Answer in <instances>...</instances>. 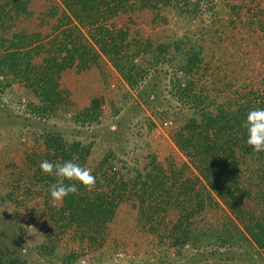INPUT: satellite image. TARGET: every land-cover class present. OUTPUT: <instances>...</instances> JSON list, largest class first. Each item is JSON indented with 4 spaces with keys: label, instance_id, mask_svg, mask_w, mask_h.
<instances>
[{
    "label": "rangeland",
    "instance_id": "obj_1",
    "mask_svg": "<svg viewBox=\"0 0 264 264\" xmlns=\"http://www.w3.org/2000/svg\"><path fill=\"white\" fill-rule=\"evenodd\" d=\"M51 1L56 0H32L31 4L36 12L43 9L42 3ZM198 12L190 20L169 9L129 12L112 19V28L129 30L128 38L140 40L139 44L150 41L165 61L158 63L137 89H130L103 55L86 73H65L60 89L67 90L68 102L55 118H38L28 105L35 99L30 90L12 77L0 78V233L5 236L4 245L17 257L30 264H62L57 256L72 254L79 256L73 264H264V251L212 239L213 230L224 231L231 223L241 229L216 197L214 203L206 201L189 218L184 216L186 212L172 209L164 222L146 227L137 220V198L124 199L113 220L99 227L97 247L85 240L80 244L74 230L64 232L68 218L62 202L50 201V186L43 179L34 181L31 174L37 167H28L31 160L43 159L41 137L56 133L67 141L92 146L90 170L95 166L92 159L99 161L110 152L120 169L118 176L121 172L127 180L132 176L126 171L132 166L152 170L151 163L167 175L186 171L183 166L189 165L188 160L172 141L173 133L192 113L189 105L177 102L174 96L175 79L171 76L176 64L170 59L175 40L188 30L192 37L208 36L206 66L194 79V93L206 89L210 97L220 99L222 94L232 95L252 77L258 82L264 73V0L259 4L205 0ZM58 18L59 14L44 22L37 16L18 18L11 22L10 35L32 37L40 32L44 36L57 25ZM42 58H36L35 64ZM93 111L97 121L82 124L78 120ZM191 173L195 174L194 170ZM241 185L252 195L247 207L255 215L264 213V183L244 175ZM185 232L192 242H184ZM51 242H56L53 254L39 250Z\"/></svg>",
    "mask_w": 264,
    "mask_h": 264
},
{
    "label": "trees",
    "instance_id": "obj_2",
    "mask_svg": "<svg viewBox=\"0 0 264 264\" xmlns=\"http://www.w3.org/2000/svg\"><path fill=\"white\" fill-rule=\"evenodd\" d=\"M31 1L0 0V78L5 81L12 77V81L21 82L30 90L35 99L28 105L38 118H55L68 102L67 90L60 89L65 73H86L102 55L130 89H137L149 72L165 61L163 55L153 50L150 41L139 44L140 40L128 38L129 30L127 33L122 26L112 28V19L129 12L159 13L169 9L190 20L197 16L205 2L56 0L42 3L45 5L43 9L35 12ZM250 2L259 4L260 0ZM57 14V25L44 36L40 32L32 37L21 33L10 35L11 22L18 18L37 16L40 22H44L45 18ZM190 31L175 40L170 59L176 64V72L171 76L172 80L175 79L176 101L184 102L192 110L187 121L172 135L174 146L188 160L189 165L183 166L186 171L179 169L167 175L158 164L151 163L152 170L132 166L126 171L132 176L127 180L121 172L118 176L120 169L110 152L99 161L92 159L91 164L95 166L91 172L96 177L94 189L88 192L79 188L77 193L62 201L68 218L64 232L74 230L81 239L80 244L85 240L89 246L97 247L101 236L97 235L99 227L113 220L124 199L137 198V220L146 227L164 222L172 209L186 212L184 216L189 218L198 213L206 201L214 203L216 197L241 224V229L231 223V228L224 231L213 230L212 239L264 251V213L255 215L247 207L252 195L241 185L244 175L264 183V152L254 153L245 144L241 128L249 110L264 108V73L259 75L258 82V78L252 77L250 82L247 80L243 86L237 87L232 95L222 94L220 99L210 97L205 93L206 89L200 94L194 93V79L206 66L203 64L207 57L204 46L208 36L192 37ZM41 56V62L35 64L34 60ZM94 106L98 108L97 103ZM97 119V112L93 111L78 120L83 124ZM41 138L44 148L42 160L78 157L76 162L89 167L91 145L67 141L56 133H46ZM41 161H30L29 168L37 167L31 178L36 182L43 179L50 186L55 179L41 173ZM4 237L0 233V264H30L4 245ZM193 237L198 240L196 234ZM183 239L186 244L192 242L189 232H185ZM55 243L44 244L39 250L50 256L56 249ZM57 257L62 264H73L79 258L75 254Z\"/></svg>",
    "mask_w": 264,
    "mask_h": 264
},
{
    "label": "clouds",
    "instance_id": "obj_3",
    "mask_svg": "<svg viewBox=\"0 0 264 264\" xmlns=\"http://www.w3.org/2000/svg\"><path fill=\"white\" fill-rule=\"evenodd\" d=\"M245 144L254 153L264 152V108H254L247 112L241 123ZM78 157L69 160L40 162V170L44 175L52 176L55 183L48 191L53 204L62 202L66 197L77 193L79 188L91 192L96 184V177L91 170L76 162Z\"/></svg>",
    "mask_w": 264,
    "mask_h": 264
}]
</instances>
